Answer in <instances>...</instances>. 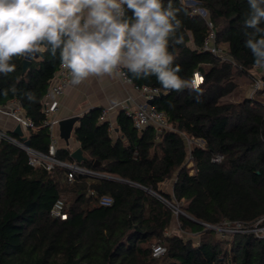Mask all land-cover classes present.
Returning <instances> with one entry per match:
<instances>
[{
  "label": "trees",
  "instance_id": "obj_1",
  "mask_svg": "<svg viewBox=\"0 0 264 264\" xmlns=\"http://www.w3.org/2000/svg\"><path fill=\"white\" fill-rule=\"evenodd\" d=\"M194 1L208 12L216 42L226 46L237 69L201 51L207 32L204 21L172 0L182 21L177 35H183L184 43L169 50L181 67V77L192 79L194 71L200 72L201 94L185 89L165 95L155 76L137 79L124 70L132 86L160 90L151 104L164 113L170 129L158 135L150 126L138 130L123 110L115 119L116 133L100 119L102 108L78 117L72 135L85 160L77 164L127 183L85 175L69 181L67 169L32 168L25 151L0 142V264H264V235L244 231L220 239L200 224L238 223L249 230L264 216L262 91L239 102H220L235 90L236 78L257 74L253 55L245 47V33L251 31L243 26L248 2ZM22 62L15 59L16 70L0 75V106L17 101L35 130H28L26 137L10 134L47 153L49 132L43 125L42 103L60 62L47 53L41 62L28 61L25 69ZM13 84L17 92L4 95ZM28 91L35 94L36 103L25 97ZM185 138L204 144L188 147ZM215 156L222 158L212 162ZM55 158L75 162L63 148ZM168 181L170 193L160 189ZM101 196L111 197L113 203L98 205ZM57 199L64 201L65 220L50 214ZM173 207L181 213L175 214ZM175 216L177 226L169 232ZM182 233H198V242ZM154 244L166 249L160 257L152 256Z\"/></svg>",
  "mask_w": 264,
  "mask_h": 264
},
{
  "label": "clouds",
  "instance_id": "obj_2",
  "mask_svg": "<svg viewBox=\"0 0 264 264\" xmlns=\"http://www.w3.org/2000/svg\"><path fill=\"white\" fill-rule=\"evenodd\" d=\"M245 47L256 68H264V0H247ZM131 12V15L128 13ZM172 0H0V75L16 70L15 59L41 62L58 57L70 84L123 70L137 79L155 76L164 94L202 90L179 75L170 47L183 44ZM15 94V84L4 90ZM30 103L37 98L24 93Z\"/></svg>",
  "mask_w": 264,
  "mask_h": 264
},
{
  "label": "built area",
  "instance_id": "obj_3",
  "mask_svg": "<svg viewBox=\"0 0 264 264\" xmlns=\"http://www.w3.org/2000/svg\"><path fill=\"white\" fill-rule=\"evenodd\" d=\"M183 7L188 9L189 15L198 17L202 19L207 27V32L204 37L203 43L200 47L201 51H206L212 54L214 57L220 59L223 63H229L234 70L237 69V65L234 60L227 54L226 46L223 48L221 45L215 40V32L213 30V24L210 20L208 12L201 7V5L194 0H177ZM253 71L255 73H264V68H256L253 65ZM120 81L123 83L129 84L132 86L130 78L126 75L123 70L120 75H117ZM197 79V81H196ZM71 76L67 69H63L58 66L57 70L54 72L52 79L50 80V84L48 87V92L45 94L42 110L44 114L43 125L48 129L49 132V145L47 153H42L32 149L31 147H27L24 145L23 140H17L10 133L11 131L0 125V142H8L12 143L23 151H25L28 159V165L32 168L42 167L46 171H50L54 166L62 167L67 169V177L69 181H72L76 175H85L92 178H107L113 180L115 177L103 175L97 173L95 171L88 170L76 162L65 163L57 160L55 158L56 151L58 149V139L53 133L54 127L58 123V113L60 108V98L64 94L65 90L70 84ZM192 80H195L198 84H201L203 81V77L199 71H194L192 75ZM252 86L251 93L252 96L257 91H264V79L258 77L256 74L252 76ZM133 88L137 91L138 95L141 97L142 102L135 103L132 107H123L125 115L131 120L133 126L141 130L145 127H153L156 134H160L163 130H169L170 127L167 123L166 116L163 112L158 111L152 104H149V101H152L156 96L160 94V90L154 87L142 86ZM250 96V98H251ZM110 109L105 108L102 109L100 119L103 121H107L109 123V130L113 131V125L109 121L108 113ZM0 114L10 118L14 121L15 125H19L22 132L25 131V137L27 136L28 130H35V127L31 120L27 118L21 109L20 105L17 101L13 100L7 103L6 105L0 106ZM24 136V135H23ZM185 143L188 147L191 146L192 143H198L199 145H203V141L196 139L194 141L185 138ZM221 156H215L211 159L212 162H219L221 160ZM188 164H191L189 161ZM192 165V164H191ZM89 194L93 195L94 191L89 190ZM113 203V200L109 196H101L98 199V205L100 206H110ZM175 214L180 211L173 207ZM181 213V212H180ZM51 216L57 217L60 220H65L67 217V213L65 211V204L62 199H57L51 209ZM228 224V223H225ZM238 226L237 229L229 230L230 234L236 232H253L257 237H262L264 235V216L259 218L252 229L243 230L241 225L238 223L234 224V227ZM206 228L218 229L216 226L205 225ZM259 227V229H254ZM228 230H223V234L228 233ZM261 233V234H259ZM166 249L163 245L154 244L151 246L152 256L157 258L165 253Z\"/></svg>",
  "mask_w": 264,
  "mask_h": 264
},
{
  "label": "crops",
  "instance_id": "obj_4",
  "mask_svg": "<svg viewBox=\"0 0 264 264\" xmlns=\"http://www.w3.org/2000/svg\"><path fill=\"white\" fill-rule=\"evenodd\" d=\"M139 102H142V99L133 86L123 83L117 76L93 77L76 86L69 84L60 98L59 120L53 129V133L58 139V148L68 149L71 153L80 147L72 135L77 121L72 124V129L66 139L63 136L68 126H61V122L80 117L93 108H109L108 118L113 125V132L116 133L115 119L117 113L122 110V106L132 107ZM0 125L10 131L16 126L12 119L1 114ZM25 134L24 131L23 135L25 136ZM166 184L167 182L161 185L162 191H164L162 187L164 188Z\"/></svg>",
  "mask_w": 264,
  "mask_h": 264
},
{
  "label": "rangeland",
  "instance_id": "obj_5",
  "mask_svg": "<svg viewBox=\"0 0 264 264\" xmlns=\"http://www.w3.org/2000/svg\"><path fill=\"white\" fill-rule=\"evenodd\" d=\"M223 48L225 47L223 44L221 45ZM258 77L264 79V73H258L256 74ZM234 82L236 83V88L235 90L229 94L228 96L226 97H223L220 99V102L221 103H234V102H239V101H242L244 99H249L250 98V93H251V86H252V77H245V76H242V77H239V78H236L234 80ZM252 97V96H251ZM262 97L264 98V91H262ZM192 146V144H191ZM187 167L189 168V173L192 174V168H191V164H187ZM161 187V186H160ZM161 189V188H160ZM162 189L164 191H166L167 193H170L171 192V182L168 181L166 186ZM182 206H186V202L182 203ZM177 226V222H176V216L174 217L173 219V223L169 229V232L170 230L174 229L175 227ZM218 229H211V228H207V229H211L215 232L216 236L220 239H225L224 236L222 235L223 234V230L227 229L228 233H225V234H230L229 230H234V229H237L238 226H235L234 227V224L232 225L231 223H228V224H222L220 226H216ZM254 229H259V227L257 228H254ZM183 236L185 237H190L192 238L194 244H196L198 242V237H199V234H190V233H182ZM261 234V233H259ZM229 238V236H228Z\"/></svg>",
  "mask_w": 264,
  "mask_h": 264
},
{
  "label": "water",
  "instance_id": "obj_6",
  "mask_svg": "<svg viewBox=\"0 0 264 264\" xmlns=\"http://www.w3.org/2000/svg\"><path fill=\"white\" fill-rule=\"evenodd\" d=\"M22 67H23V69H25L26 68V66H27V64H28V61L27 60H23V62H22ZM149 104H151V101H149L148 102ZM77 119H78V117H74V118H71V119H69V120H67V121H64V122H61L60 123V125L61 126H68V128H67V130H66V133H64V139H66L67 137H68V135H69V133H70V131H71V129H72V124L73 123H75L76 121H77ZM11 132H12V134H14V135H16V136H19V137H21L22 135H23V132H22V130H21V128H20V126L19 125H16L15 126V128L13 129V130H11ZM23 143H24V145L25 146H27V147H29V141L28 140H23ZM70 157H71V159L73 160V161H75L76 163H80L81 161H83V160H85V157L83 156V154H82V150L80 149V147L79 148H77V149H75L74 151H72L71 153H70ZM113 180H117V181H121V182H125V183H127V181H125V180H122V179H119V178H114ZM137 186V185H136ZM141 188H143V187H141ZM145 191H147V192H149V193H151L152 195H154V196H156V197H159L160 198V196L158 195V194H156V193H154V192H152V191H150V190H148V189H146V188H143ZM183 215H185L184 213H182ZM187 217V216H186ZM189 218V217H188ZM189 219H191V218H189ZM192 221H194V222H196V223H200V222H198V221H195V220H193V219H191ZM201 225H204L205 226V224H203V223H200Z\"/></svg>",
  "mask_w": 264,
  "mask_h": 264
},
{
  "label": "bare ground",
  "instance_id": "obj_7",
  "mask_svg": "<svg viewBox=\"0 0 264 264\" xmlns=\"http://www.w3.org/2000/svg\"><path fill=\"white\" fill-rule=\"evenodd\" d=\"M196 81H197V79H196Z\"/></svg>",
  "mask_w": 264,
  "mask_h": 264
}]
</instances>
